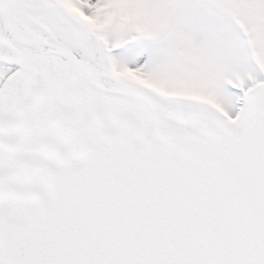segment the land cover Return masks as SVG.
Listing matches in <instances>:
<instances>
[{"label":"snow or ice","instance_id":"1","mask_svg":"<svg viewBox=\"0 0 264 264\" xmlns=\"http://www.w3.org/2000/svg\"><path fill=\"white\" fill-rule=\"evenodd\" d=\"M0 264H264V0H0Z\"/></svg>","mask_w":264,"mask_h":264}]
</instances>
